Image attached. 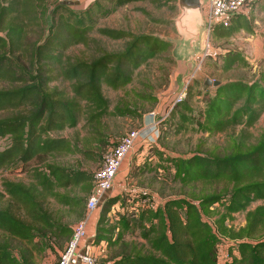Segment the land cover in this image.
<instances>
[{
  "label": "trees",
  "instance_id": "16d2710c",
  "mask_svg": "<svg viewBox=\"0 0 264 264\" xmlns=\"http://www.w3.org/2000/svg\"><path fill=\"white\" fill-rule=\"evenodd\" d=\"M106 1L108 7L95 0L78 14L59 3L49 14L43 0H0V139L7 140L0 150V170L19 166L28 179H3L0 184V264H34L30 251L37 237L69 239L72 226L61 218L83 217L94 179L80 163L62 159L74 154L100 159L108 144L103 119L136 116L125 103L110 112L102 86L125 88L141 65L172 49L168 39L152 34L94 29L95 9L106 17L127 4L146 1L159 6L161 0ZM253 5L248 15L237 13L229 25H215L210 40L252 33L248 16ZM93 29L111 40H123V48L97 47L99 54L91 58L68 54L73 46H88ZM218 59L222 72L247 67L237 50L205 58L214 63ZM61 78L68 89L52 86ZM208 89L204 85L198 92L203 107L195 111L189 85L168 119L177 131L194 126L200 134H224V146L205 150L201 144L189 157H171L172 180L181 189L161 203L136 206L125 195L107 197L93 239V245L106 246L101 264H220L222 239L228 241L229 252L236 251L223 264H264V129L255 137L248 131L264 113V66L251 82L219 81L212 92ZM81 120L85 136L80 140L58 135ZM159 134L160 129L155 143ZM48 198L61 208L49 206ZM116 204L120 208L114 211ZM235 213L244 214L243 224L228 226L227 218ZM134 232L140 242L125 238ZM12 241L31 250L17 248L15 254Z\"/></svg>",
  "mask_w": 264,
  "mask_h": 264
},
{
  "label": "rangeland",
  "instance_id": "374dc122",
  "mask_svg": "<svg viewBox=\"0 0 264 264\" xmlns=\"http://www.w3.org/2000/svg\"><path fill=\"white\" fill-rule=\"evenodd\" d=\"M95 0H43L45 6L50 11L59 3L70 5V9L76 14L87 9ZM103 6H109L106 0H99ZM49 14L48 17L49 18ZM177 15L176 0H161L158 6L155 3L136 2L120 7L115 12L106 17L98 16L95 9L92 16L95 20L94 29L97 28H113L130 31L134 34H152L160 38H166L172 41V48L179 36L174 28V18ZM252 19V33L243 31L236 33L227 40L215 41L214 39H202L198 43V47L194 52L193 60L195 68L187 75H183L185 63L177 61L173 57L171 50L163 55L150 59L146 64L141 65L133 74L132 81L123 89L112 90L106 86H102V93L109 102V111H114L115 106L125 103L129 108L136 111V116H117L110 115L103 119L106 126L107 146L104 150H108L117 145L120 138L126 133L134 130H140L144 125V117L149 113H154L158 120V130L160 129L161 139L150 145L137 144L134 150L129 154L128 169L122 179V190L118 192L125 195L130 203L140 206L147 203L149 206L155 203H161L165 198L174 196L180 192V186L172 180L173 169H171L170 158L189 157L193 155L195 148L202 144L205 150H221L224 146L226 136L224 134H200L195 131L194 126L187 127L186 130L177 131L174 126H170L168 112L174 105L176 99L181 96L183 98L187 87L190 85L191 92L194 94L192 98V106L195 111L203 107L200 102L198 92L202 91L206 79L211 81L219 80L226 82L233 79H242L247 82L253 81L258 74L260 68L264 66V0L254 3L252 11L248 16ZM49 22V19H47ZM89 33L91 42L88 46L79 44L71 47L68 54L78 57L91 58L97 56V47L106 51H117L123 48V40H111L101 36L96 30ZM92 40L94 42H92ZM237 50L247 59V67H239L228 72H222L219 67L222 63L221 59L217 62L205 60L206 55L216 52H224V50ZM188 52L182 49L179 54ZM204 61V62H203ZM3 84L0 82V86ZM60 89H68V83L62 78L53 82L52 86ZM207 91L212 92L213 85L208 86ZM182 94V95H181ZM150 96V98H147ZM162 122L159 128V124ZM83 121L74 129H66L59 136L68 137L70 139L80 140L85 136L83 130ZM264 129V113L260 116L256 124L249 128L251 136H257ZM239 130L236 129L235 133ZM55 134V133H54ZM7 144L5 138L0 139V150ZM100 159H85L79 154L67 156L62 161L71 165L80 163L83 170L92 173L98 168L102 162L104 152ZM169 167V168H168ZM122 178V177H121ZM3 179L12 181L28 182L25 173L20 171L19 166L10 167L0 170V184ZM1 189V185H0ZM115 195V194H114ZM111 194V196H114ZM49 206L54 209H60L53 199L48 198ZM144 201V202H143ZM129 203V205H130ZM255 205H253L254 207ZM120 208L119 204L114 206V211ZM109 218L114 221V214L111 212ZM61 221L73 226L76 221L74 214L63 216ZM244 222L243 213H235L226 220L228 226L239 227ZM125 238L127 240L140 242L137 232L128 233ZM68 239H56L53 236H46L44 240L35 238V248L31 250L30 246L18 245L16 241H12L13 251L17 254V248L30 249L34 264H55L58 252L62 251ZM101 249H95L94 253L97 257V264H101L105 260L104 252L105 244H101ZM228 241L222 239L218 244L219 257L218 261L223 264L226 260H231L236 254L235 250L229 252ZM17 246V247H16ZM104 251H103V250Z\"/></svg>",
  "mask_w": 264,
  "mask_h": 264
},
{
  "label": "built area",
  "instance_id": "2783aa9c",
  "mask_svg": "<svg viewBox=\"0 0 264 264\" xmlns=\"http://www.w3.org/2000/svg\"><path fill=\"white\" fill-rule=\"evenodd\" d=\"M257 1L259 0H204L202 14L207 22V29L202 33V37L208 42L215 25H229L231 17L237 13L248 15L250 7ZM180 99L181 96L176 101ZM157 136L158 120L154 113H149L144 117L142 129L126 133L116 146L106 151L100 166L93 171V186L86 200L84 215L73 224L71 235L55 264H97V257L94 252L88 251V244L85 242L81 246L82 240L87 238V222L99 210L104 200L111 196L115 178L124 159L137 144H153Z\"/></svg>",
  "mask_w": 264,
  "mask_h": 264
},
{
  "label": "water",
  "instance_id": "95a60500",
  "mask_svg": "<svg viewBox=\"0 0 264 264\" xmlns=\"http://www.w3.org/2000/svg\"><path fill=\"white\" fill-rule=\"evenodd\" d=\"M203 4L204 0H176L177 15L174 18V28L179 39L175 42L171 54L177 58V61L185 63L184 76L195 68L194 52L202 39V33L207 29V22L202 14ZM169 41L172 43L171 40ZM182 49H187L188 52L180 56L179 52ZM218 84L217 80L206 79L204 82L205 86Z\"/></svg>",
  "mask_w": 264,
  "mask_h": 264
},
{
  "label": "crops",
  "instance_id": "0c3cea01",
  "mask_svg": "<svg viewBox=\"0 0 264 264\" xmlns=\"http://www.w3.org/2000/svg\"><path fill=\"white\" fill-rule=\"evenodd\" d=\"M128 160H129V158L126 157L124 159L120 169H119V172H118V174H117V176L115 178V181H114L113 190L111 192L112 195L119 194L118 192H120V190L123 189L122 188V179H123V177L126 174V171L128 169ZM124 179H123V181H124ZM99 210H97L93 214V216L90 218V220L87 222V226H86L87 238L82 240V242H81V246H83L85 242L88 244V251L89 252H94L95 249H101L102 248V247L93 245V239H94V236H95V227H96V222H97V219H98V216H99ZM60 252L61 251L58 252V255H59Z\"/></svg>",
  "mask_w": 264,
  "mask_h": 264
}]
</instances>
